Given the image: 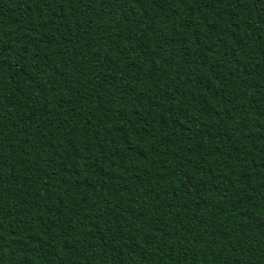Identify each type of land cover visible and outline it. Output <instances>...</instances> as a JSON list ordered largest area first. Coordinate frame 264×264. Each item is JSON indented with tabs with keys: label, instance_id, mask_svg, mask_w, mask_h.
I'll use <instances>...</instances> for the list:
<instances>
[{
	"label": "trees",
	"instance_id": "obj_1",
	"mask_svg": "<svg viewBox=\"0 0 264 264\" xmlns=\"http://www.w3.org/2000/svg\"><path fill=\"white\" fill-rule=\"evenodd\" d=\"M0 264H264V0H0Z\"/></svg>",
	"mask_w": 264,
	"mask_h": 264
}]
</instances>
